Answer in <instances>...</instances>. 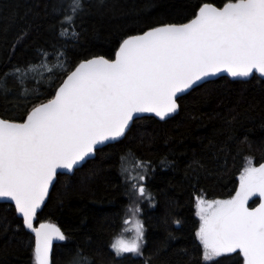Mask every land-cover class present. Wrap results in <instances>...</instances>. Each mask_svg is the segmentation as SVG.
I'll return each mask as SVG.
<instances>
[{"label":"trees","instance_id":"trees-1","mask_svg":"<svg viewBox=\"0 0 264 264\" xmlns=\"http://www.w3.org/2000/svg\"><path fill=\"white\" fill-rule=\"evenodd\" d=\"M204 2L222 7L226 0H83L70 27L61 23L71 14L69 0H0V117L19 119L51 98L66 76L60 65L70 71L93 55L114 58L126 36L184 23ZM28 65L33 69L18 78L14 69ZM177 103V112L163 120L134 118L121 139L96 148L71 174H57L34 221L55 224L66 236L53 245L50 264H72L77 253L90 264H206L195 235V197H231L245 158L256 166L264 162V79L222 75ZM137 160L148 165L136 171L146 176L153 205L140 211L142 255L117 256L110 245L130 206L122 162L134 166ZM34 247L15 206L0 202V264H35ZM216 260L242 264L236 253Z\"/></svg>","mask_w":264,"mask_h":264},{"label":"snow or ice","instance_id":"snow-or-ice-1","mask_svg":"<svg viewBox=\"0 0 264 264\" xmlns=\"http://www.w3.org/2000/svg\"><path fill=\"white\" fill-rule=\"evenodd\" d=\"M82 9L83 0H69L71 14L62 25L74 27ZM33 67L14 73L23 78ZM60 67L66 76L51 98L34 104L19 119L0 117V198L14 202L23 225L35 234V264H50L53 240L66 239L55 224L34 226L58 169L71 171L97 145L123 137L137 113H154L163 120L176 112L178 93L206 77L222 71L232 77H248L254 71L264 76V0H226L222 7L200 3L184 23H160L126 36L114 58L93 55L70 71ZM135 167L146 172L148 165L137 160ZM122 171L128 173L123 162ZM145 179L140 172L126 175L133 195L151 199ZM239 179L229 199L195 197V235L206 264H218L216 258L226 253H236L242 264H264V163L254 166L250 158ZM257 193L261 202L248 207ZM127 211L131 215L123 224L131 227L110 247L118 256L142 255L144 223L133 221L141 209L134 200ZM126 231L134 236L126 238ZM72 264L90 261L77 253Z\"/></svg>","mask_w":264,"mask_h":264},{"label":"rangeland","instance_id":"rangeland-1","mask_svg":"<svg viewBox=\"0 0 264 264\" xmlns=\"http://www.w3.org/2000/svg\"><path fill=\"white\" fill-rule=\"evenodd\" d=\"M249 157H247V158H245V161H244V165H243V168L241 169V171L239 172V174L237 175V188H236V190L239 188V185H240V179H239V177H240V173L243 171V169H244V167H246L247 166V164H248V161H249ZM264 163V162H263ZM254 165V164H253ZM254 166H256V165H254ZM259 165H257V167H258ZM123 167H126L127 169H128V173H125L124 171H122L121 170V172H122V175L123 176H125V179H126V175L127 174H131V175H136L137 174V172H139V171H136L138 168L137 167H135V165L134 166H132V165H123ZM140 174H142V173H140ZM127 183H128V189H127V195H128V197H129V199H130V205H132V203H133V201L135 200V202L139 205V207H140V209L142 210V207H143V205H147V206H152L153 205V203L150 201H148L149 199H147V198H138L137 196H135V195H133V190L131 189V182L130 181H128L127 180ZM235 193H236V191H235ZM235 193L232 195V196H234L235 195ZM152 198V197H151ZM204 198V197H203ZM230 197H228V198H215V199H207V198H204L205 200H217V199H219V200H225V199H229ZM194 209H195V203H194ZM195 212H196V209H195ZM131 215V213H129L128 212V214H127V216H126V219L129 217ZM196 215V214H195ZM197 217V216H196ZM135 219H139V220H141V218H140V213L139 214H137L136 216H134L133 217V221L135 220ZM197 219H198V227H199V217H197ZM125 227H131V225H128V226H123V228L121 229V231H120V234H121V232L125 229ZM198 227H197V229H198ZM119 234V235H120ZM123 234L125 235V237L126 238H132L133 236H134V232H132V231H126V232H123ZM115 238V237H114ZM114 238H113V240H114ZM113 240H112V242H113ZM197 241L199 242V240L197 239ZM199 244H200V242H199ZM143 245H144V243H143ZM143 245H142V247H143ZM201 246V245H200ZM201 249H202V246H201ZM113 250V249H112ZM113 252L115 253V251L113 250ZM124 254H126V253H123V254H121V255H124ZM226 254H228V253H226ZM115 255H116V253H115ZM121 255H119V256H121ZM118 256V255H117Z\"/></svg>","mask_w":264,"mask_h":264},{"label":"water","instance_id":"water-1","mask_svg":"<svg viewBox=\"0 0 264 264\" xmlns=\"http://www.w3.org/2000/svg\"><path fill=\"white\" fill-rule=\"evenodd\" d=\"M253 74H256L258 77L264 79V76H261L259 73L255 72V71H254L250 76H248V77H232V76H230L227 72H223V71H222V72L216 73L214 76L206 77L204 80L199 81V82L197 83V85H199V84H201V83H203V82H205V81H208V80H213V79H215V78H217V77H219V76H222V75H226V76H228L230 79H241V80H246V79H249ZM197 85H196V86H197ZM193 87H195V86H193ZM193 87H192V88H193ZM192 88H190V89H192ZM190 89H186V90H184L183 92L178 93V96H180V95H182V94L188 92ZM176 112H177V111H176ZM176 112L169 114V116H167V117H165V118H168V117L174 115ZM147 114H151V115L155 116L154 113H137V114H135V117H134V118L139 117V116H141V115H147ZM155 117L158 118V119H160V118L157 117V116H155ZM165 118H164V119H165ZM121 138H122V137L117 138L116 140H119V139H121ZM116 140H108V141H105L104 144L97 145L96 148H99V147H101L102 145H105V144H107V143H111V142L116 141ZM93 154H94V153L90 154L88 157L85 158V160L88 159V158H90V157H92ZM83 162H84V161H81L79 165H77V166L74 167V169L80 167L81 164H82ZM74 169H73V170H74ZM73 170L70 171V170H68V169H58V170H57V174H59V173L71 174V173L73 172ZM54 180H55V178H54ZM51 186H52V185H51ZM51 186H50V188H51ZM49 190H50V189H49ZM252 199H257L256 204H255L254 206H252V207H256V206L261 202L258 193L252 195V196L249 198V200H248V207H250V208H252V207L249 206V202H250ZM45 200H46V199H45ZM0 202H10V203H12V204L15 206L14 202H13V201H10V200L7 199V198H0ZM17 215H19V214L17 213ZM19 216H20V215H19ZM20 217H21V216H20ZM38 226H39V225H37V227H38ZM25 228L28 229L26 226H25ZM28 230H30V229H28ZM33 235H34V239H35V234L33 233ZM59 241H61V240H55V239H54V240H53V245H54L55 243L59 242Z\"/></svg>","mask_w":264,"mask_h":264}]
</instances>
